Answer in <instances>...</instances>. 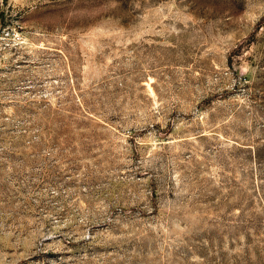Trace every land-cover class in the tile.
I'll use <instances>...</instances> for the list:
<instances>
[{
    "label": "rangeland",
    "instance_id": "obj_1",
    "mask_svg": "<svg viewBox=\"0 0 264 264\" xmlns=\"http://www.w3.org/2000/svg\"><path fill=\"white\" fill-rule=\"evenodd\" d=\"M0 264H264V0H0Z\"/></svg>",
    "mask_w": 264,
    "mask_h": 264
}]
</instances>
